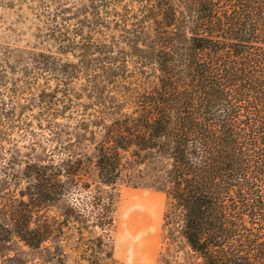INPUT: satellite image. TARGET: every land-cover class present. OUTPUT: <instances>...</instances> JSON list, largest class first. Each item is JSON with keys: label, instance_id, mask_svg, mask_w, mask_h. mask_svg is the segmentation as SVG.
<instances>
[{"label": "trees", "instance_id": "obj_1", "mask_svg": "<svg viewBox=\"0 0 264 264\" xmlns=\"http://www.w3.org/2000/svg\"><path fill=\"white\" fill-rule=\"evenodd\" d=\"M187 2V25L170 0H157L140 20L147 26L140 51L154 63L155 75L142 71L131 83L102 71L107 85L90 88L111 93L94 167L98 180L112 187L124 155L167 157L169 196L191 264H264V0ZM90 36L82 35L84 59L92 54ZM48 41L56 52H38L33 61L54 78L55 99L80 66L58 60L75 49L56 33ZM82 166L81 159L61 167L26 162L20 198L0 206V245L16 238L39 251L54 240L63 256L71 218L50 219L45 212L69 184H78ZM106 257L115 263L110 252Z\"/></svg>", "mask_w": 264, "mask_h": 264}, {"label": "rangeland", "instance_id": "obj_2", "mask_svg": "<svg viewBox=\"0 0 264 264\" xmlns=\"http://www.w3.org/2000/svg\"><path fill=\"white\" fill-rule=\"evenodd\" d=\"M170 2L187 25V0ZM156 4L157 0H0V206L20 198L26 187L21 178L26 162L61 167L83 161L78 184H69L68 192L45 212L50 219L71 218L61 243L64 255H57L54 240L35 251L13 238L0 245V264H95L98 255L101 264H191L169 196L171 161L159 155L136 161L126 154L121 177L112 187L98 180L94 167L103 104L111 93L106 89L100 96L90 88L107 85L102 71H116L123 82L131 83L141 79L142 71L153 76L155 65L145 59L140 48H146L138 38L147 32L141 18ZM53 33L75 49L58 60L80 66L55 99L50 97L54 78L33 61L38 52H56L48 41ZM88 33L93 55L84 59L80 47L85 43L82 35ZM107 252L115 263L107 259Z\"/></svg>", "mask_w": 264, "mask_h": 264}]
</instances>
